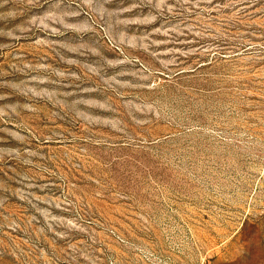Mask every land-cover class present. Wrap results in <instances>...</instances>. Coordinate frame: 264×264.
Wrapping results in <instances>:
<instances>
[{
	"label": "rangeland",
	"instance_id": "374dc122",
	"mask_svg": "<svg viewBox=\"0 0 264 264\" xmlns=\"http://www.w3.org/2000/svg\"><path fill=\"white\" fill-rule=\"evenodd\" d=\"M0 264H264V0H0Z\"/></svg>",
	"mask_w": 264,
	"mask_h": 264
}]
</instances>
